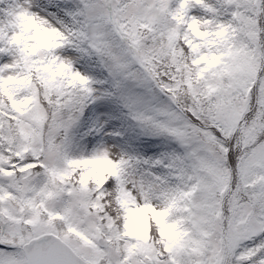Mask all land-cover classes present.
I'll list each match as a JSON object with an SVG mask.
<instances>
[{"label":"snow or ice","instance_id":"snow-or-ice-1","mask_svg":"<svg viewBox=\"0 0 264 264\" xmlns=\"http://www.w3.org/2000/svg\"><path fill=\"white\" fill-rule=\"evenodd\" d=\"M0 264H264V0H0Z\"/></svg>","mask_w":264,"mask_h":264}]
</instances>
